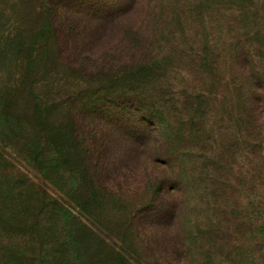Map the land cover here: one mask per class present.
I'll use <instances>...</instances> for the list:
<instances>
[{
  "label": "trees",
  "instance_id": "obj_1",
  "mask_svg": "<svg viewBox=\"0 0 264 264\" xmlns=\"http://www.w3.org/2000/svg\"><path fill=\"white\" fill-rule=\"evenodd\" d=\"M196 1L42 0L35 28L15 40L5 36L0 48V138L47 181L53 164L69 166L77 199L91 216L103 214L104 203L127 209L123 237L154 226L171 241L170 228L176 227L185 264L194 242L234 247L245 230L235 214L245 208L236 191L245 184L235 174L226 179L217 166L225 154L210 148L215 139L207 124L199 123L200 113L205 117L209 111L174 99L176 47L187 38L179 30L184 23L179 11L184 5L198 11L214 6V0ZM113 42L114 50L97 54L98 45ZM241 56L235 60L245 65L233 84H217L215 91L225 90L218 96L229 107L238 102L241 113L227 109L233 118L228 143L250 147L253 158L264 136V67L259 66L264 58L255 46ZM209 58L199 62L211 65ZM138 168L144 172L143 189L132 186ZM238 175L248 173L242 167ZM8 180L0 184V234L29 237L36 249L1 246L0 264H63V254L54 261L43 256V238L50 236L43 237L38 227L48 223L43 226L30 210V186ZM68 231L56 246H66L68 257L82 264L84 239ZM201 257V264H213ZM116 258L123 264L121 255Z\"/></svg>",
  "mask_w": 264,
  "mask_h": 264
},
{
  "label": "rangeland",
  "instance_id": "obj_2",
  "mask_svg": "<svg viewBox=\"0 0 264 264\" xmlns=\"http://www.w3.org/2000/svg\"><path fill=\"white\" fill-rule=\"evenodd\" d=\"M213 3L212 9L206 6L200 7L198 11L196 7L194 9L184 5L179 11L178 16L184 22L179 30H184L187 38L176 47L179 54L173 67L177 70L170 80L175 84L173 90L176 92V101L185 103L189 100L193 102V107L209 111V115L205 117L200 113L199 123H206L207 134L215 139L210 148L220 149L225 154V158L217 166L224 169L223 176L226 179L231 176L233 178L235 174L240 183L245 184L244 190L236 188L244 200L245 208L235 212L240 215L245 230L239 237L241 241L234 247L223 249L209 240L194 242L192 259L186 264H201L202 254L213 264H264V136L261 146L254 150L257 154L253 157L254 160L249 156L250 147L245 148L233 141L228 143L231 140L233 118L227 110V100L218 96L225 90H219L217 95L215 91L217 84H233V75L237 74L238 67L245 65L242 59L235 60V55L242 57L241 53L255 46L264 58V0H214ZM41 5L42 0H0V48L5 36L10 35L15 40L35 28V22L41 17ZM114 46L115 42L101 43L97 47V54L103 55L105 50L112 51ZM161 46L164 48L165 45ZM204 54H209L211 65L199 62ZM259 66L264 67V59H261ZM237 103L229 108L234 113H241ZM193 107L191 105L188 109ZM186 116H190V113ZM238 118L236 116L234 120ZM241 125L244 126L242 123ZM197 131H200V127ZM228 145L232 148L231 151ZM18 157L15 147L1 137L0 184L4 185L9 179L8 183L22 182L30 186L34 196L33 208L30 210L43 226L48 223L47 226L38 227L43 237L50 236L48 240L43 238L45 258L54 261L63 254L66 259L63 264H80L68 257L66 246H56L58 236L62 237L64 231L66 234V230H69L78 238L84 239L85 257L82 264H119L116 258L118 254L123 257V264H185L181 231H177L176 227L170 228L171 241L165 239L162 230L154 226L143 227V234L123 237L122 230L128 224L127 209L116 205L118 203L110 202L107 206L104 203L103 208H107L105 212L91 216L83 210L77 199L76 181L69 172V166L53 164L47 181L30 162ZM248 158L253 161L251 166H246ZM202 166L204 164L197 166V169ZM231 166L233 172H229ZM214 167L211 165L213 169L218 168ZM242 167L248 176L239 177ZM12 168L15 171L10 176L7 172ZM137 170L134 172L137 179L132 182V186L134 189H143L144 172L143 169ZM56 205L60 208L56 209ZM41 206L44 207L43 210H39ZM61 212L63 217L60 218ZM18 245L36 249L29 237L24 239L16 235L0 234V248Z\"/></svg>",
  "mask_w": 264,
  "mask_h": 264
}]
</instances>
